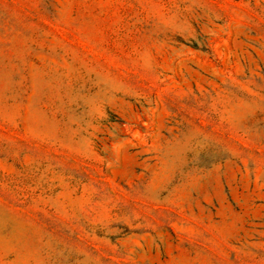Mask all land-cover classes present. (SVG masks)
I'll list each match as a JSON object with an SVG mask.
<instances>
[{
	"label": "rangeland",
	"instance_id": "obj_1",
	"mask_svg": "<svg viewBox=\"0 0 264 264\" xmlns=\"http://www.w3.org/2000/svg\"><path fill=\"white\" fill-rule=\"evenodd\" d=\"M0 264H264V0H0Z\"/></svg>",
	"mask_w": 264,
	"mask_h": 264
}]
</instances>
